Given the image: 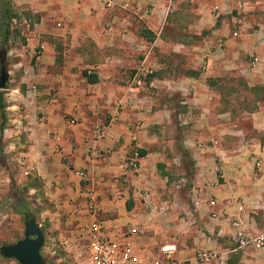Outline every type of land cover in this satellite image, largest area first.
Here are the masks:
<instances>
[{
    "label": "crops",
    "instance_id": "1",
    "mask_svg": "<svg viewBox=\"0 0 264 264\" xmlns=\"http://www.w3.org/2000/svg\"><path fill=\"white\" fill-rule=\"evenodd\" d=\"M13 1L18 12L36 18L27 47H40L41 55L25 68L26 90L12 93L25 108L4 129L7 166L32 201L43 197L37 221L49 219L60 231L64 251L86 244L93 211L115 239L133 237L139 248L154 253L170 243L139 226L145 216L138 218L136 209L141 189H148L145 178L160 173L161 162L177 149L178 156L195 161L198 186L190 214L205 230L194 242L181 236L185 247L178 257L203 264L197 254L204 251L215 254L211 264H264L261 248L251 243L241 249L236 242L240 230L252 238L264 234V101L248 113L250 141L224 137L225 115L215 114L224 78L239 81L240 69L247 71L241 54L256 53L251 67L257 73L245 78L264 93V30L253 35L231 29L237 21L227 16L236 0ZM189 2L197 6L189 8ZM186 14L192 18L187 28L181 26ZM208 30L210 38L201 36ZM14 108L11 103L7 110ZM193 112L202 115L190 126ZM98 124L106 134L97 147L103 154L94 158L89 146ZM132 158L140 167L137 177L126 167ZM84 170L86 181L76 174ZM90 191L97 197L93 211ZM213 233L217 243L208 241ZM46 247L47 261L55 254L48 249L46 257Z\"/></svg>",
    "mask_w": 264,
    "mask_h": 264
},
{
    "label": "rangeland",
    "instance_id": "2",
    "mask_svg": "<svg viewBox=\"0 0 264 264\" xmlns=\"http://www.w3.org/2000/svg\"><path fill=\"white\" fill-rule=\"evenodd\" d=\"M210 5L211 12L213 15H216V4L211 3ZM15 6L14 1L12 0L11 8L13 18L10 23L11 35L8 43L2 45L5 18L3 0H0V56L3 59L2 66L6 68L9 76L7 88L5 90H0L3 94L5 103V108H0V161L4 156L8 166L11 164V159L9 163V157L5 154L4 140L6 139L4 137V129L11 127L14 120L17 119L15 116L16 113L18 114V111L24 113L23 109L25 108L16 97H13L12 93L15 88H22L23 86L26 90L25 85L22 83V78L27 75L25 73V68L27 67L30 69L31 66H34L38 57L41 55L40 47H36L34 50L27 47V39L30 36L29 30L34 29V25L37 22L36 18L31 17V15L29 16V12H18ZM192 6H197V4L195 5L194 3L189 2L188 7L190 8ZM233 17L236 18L237 23L236 26H234L233 22L231 25L232 30L237 29L238 33L243 32L244 34H246L248 30L253 35H260V31L264 30V0L234 1L233 9L227 18L233 19ZM191 23L192 18L190 14H186L181 18V26L187 28ZM241 27L245 29H241ZM171 35L175 37L178 33L172 31ZM189 35L193 37L196 36L193 33H190ZM204 35L205 37L210 38L211 31H205L201 36ZM212 49L213 52H215L214 50H216V47H213ZM254 58H256L255 52L251 54H241L240 62L246 67L248 72L245 71V69H240V75L237 77L239 81H236V77H234V81L231 80L230 77H227L229 79L226 77L224 78V84L220 87L223 93L222 102L217 108L215 107V114L222 111L225 115L224 124L226 127L224 128L223 136L234 138L238 141L242 138L249 141L251 140V133H253V131L249 130L248 127V113L255 110L259 102L264 101V93L259 90V85H256L255 87L249 86L247 79L245 78V74L255 76L257 73L256 69L251 67V62ZM11 103L15 105L16 108L13 109V112H8L7 108H9ZM231 110L234 111L232 114H226ZM191 115L192 124H190V126L195 124L193 120L199 119L202 113L193 112ZM39 116L42 115L39 114ZM210 116H213V114L208 116L209 121L211 120ZM232 117L233 120H231ZM241 131H243V134ZM207 132V138H210V131L208 130ZM163 134L166 137H169V135L171 136L167 130H165ZM205 137L206 136L200 138L204 139ZM227 143H229V147H232L231 142ZM165 146L167 147L166 144ZM169 150H171L170 147ZM178 153L179 150L177 149H175L174 152L172 151V156L167 155V159L161 162L160 173L157 171L153 176L151 172L149 179L145 178L148 189H141L142 194L138 197L136 215H138V218L140 216L146 217H144L145 222H142L141 224L140 221L139 226H145L148 230V234L157 237L159 240H167L170 241V243L176 242L178 249L180 250L185 247L182 242H179L181 236H184L188 241L194 242L195 235L199 234L200 236H203L205 230L201 224L194 223V216L190 214V210L193 209L191 199L192 190L195 186H198L195 182V161L189 158V156L184 158L182 155L178 156ZM139 174V172L134 173V177H137ZM157 174L160 175L157 177ZM16 184L18 185L17 182ZM37 187H39V189L41 188V184L38 181ZM10 193L9 174L0 166V248L4 245L14 244L18 240L24 238V213H16L10 203L4 205L1 204V201L7 199ZM147 195H149L148 199ZM128 202L134 201L133 199H130ZM29 203L31 205V214L35 216L37 220V217L41 216L39 210L45 208V200L43 197L36 202L29 199ZM48 220L49 219H46L42 222V219L39 218L37 221H40V226L46 235L45 245L47 246V249H45V256L47 257V254H50L48 253V249L52 250V253L55 254L53 257H50L52 255L48 256L47 262L49 264H79L74 258V253L76 251H68L69 253L64 251L60 241V231L54 229V225ZM153 227H156L157 232L152 229ZM201 230H203V234ZM213 234L214 235L206 234L209 239L208 241L211 242L210 239H212V243H217L215 239L216 233ZM228 246L231 247V245ZM231 262H234V259H232ZM0 264L19 263L15 260L4 259L0 256Z\"/></svg>",
    "mask_w": 264,
    "mask_h": 264
},
{
    "label": "built area",
    "instance_id": "3",
    "mask_svg": "<svg viewBox=\"0 0 264 264\" xmlns=\"http://www.w3.org/2000/svg\"><path fill=\"white\" fill-rule=\"evenodd\" d=\"M237 35L236 33L234 34ZM258 58H254L252 66L257 65ZM153 71H149L152 74ZM35 89V87L33 88ZM75 124V121H72ZM106 134V128L98 124L93 129V136L90 143L89 152L94 158H99L103 154L99 150L98 142H100ZM126 167L133 173H138L140 167L137 158L129 159ZM82 180L88 179V171H77ZM94 191L89 192V206L91 210H96V195ZM93 221L88 226V234L86 244L78 248L74 254V258L79 264H186L178 257L179 249L175 243L163 244L159 247L157 253L149 252L139 248L133 237H125L115 239L108 235L102 222L97 218V212ZM238 223L236 222V225ZM135 233V231L133 232ZM239 247L245 248L249 244H254L261 248L264 253V234H260L255 238L250 237L244 231L240 230L236 237ZM198 260L203 264H211L215 258V254L211 252H198Z\"/></svg>",
    "mask_w": 264,
    "mask_h": 264
},
{
    "label": "water",
    "instance_id": "4",
    "mask_svg": "<svg viewBox=\"0 0 264 264\" xmlns=\"http://www.w3.org/2000/svg\"><path fill=\"white\" fill-rule=\"evenodd\" d=\"M9 81L5 67L0 69V90L7 88ZM25 231L24 238L14 244L4 245L0 248V256L4 259H12L19 264H48L42 255L45 245V234L38 224L36 217L29 212L24 213Z\"/></svg>",
    "mask_w": 264,
    "mask_h": 264
},
{
    "label": "trees",
    "instance_id": "5",
    "mask_svg": "<svg viewBox=\"0 0 264 264\" xmlns=\"http://www.w3.org/2000/svg\"><path fill=\"white\" fill-rule=\"evenodd\" d=\"M11 3H12V0H3L5 26H4V38L2 41V45H6L8 43V40H9L10 35H11L10 23H11V19L13 18ZM2 62H3V59L0 56V66L1 67H2ZM1 67H0V69H1ZM89 81L93 82V81H95V79L90 78V75H89ZM0 108H5L4 97H3V94L1 91H0ZM144 154H145V151H140L141 156H143ZM0 166L3 169H5L9 174L10 190H11L9 197L7 199L1 201V204H3V205L7 204V203L12 204L13 209L18 214L25 213V212L32 213L31 212V205L29 203V199L31 200V198L29 196H27V193H28L27 186L16 184L15 173L10 171L9 167L7 166V163H6L4 156L0 161ZM129 208H130V206H129ZM39 212H41V210H39Z\"/></svg>",
    "mask_w": 264,
    "mask_h": 264
}]
</instances>
